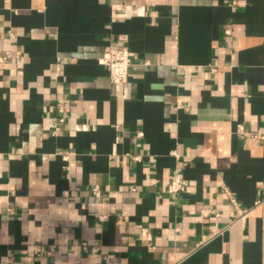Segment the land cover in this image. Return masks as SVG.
<instances>
[{
	"label": "crops",
	"instance_id": "crops-1",
	"mask_svg": "<svg viewBox=\"0 0 264 264\" xmlns=\"http://www.w3.org/2000/svg\"><path fill=\"white\" fill-rule=\"evenodd\" d=\"M0 264H264V0H0Z\"/></svg>",
	"mask_w": 264,
	"mask_h": 264
},
{
	"label": "built area",
	"instance_id": "built-area-1",
	"mask_svg": "<svg viewBox=\"0 0 264 264\" xmlns=\"http://www.w3.org/2000/svg\"><path fill=\"white\" fill-rule=\"evenodd\" d=\"M113 13L115 15H125L131 14V4L130 3H118L113 5ZM14 36V33H11ZM7 58V56L5 57ZM100 62L104 63L109 68V77L112 83L116 85H125L129 81L130 69L134 62L130 55V51L126 46L122 47H111L104 52L103 56L100 58ZM184 99H178L177 107H183ZM68 107L64 98H60L57 101V112L59 113L60 123L64 122V114L67 112ZM60 129V124L56 127L55 133ZM135 160L139 159V156L134 157ZM186 179L177 174L173 177L171 183L168 186V192L171 194H179L186 189ZM95 195H101V190L98 186L92 188ZM231 203L234 205L235 209L239 213L240 217H245L250 212V209L242 208L239 201L230 193L227 192ZM260 203V202H258ZM207 210H202V215L207 214ZM83 248H88V243H83ZM54 251V245H49L46 250L47 254H51Z\"/></svg>",
	"mask_w": 264,
	"mask_h": 264
}]
</instances>
